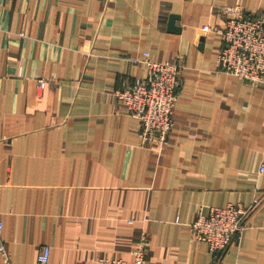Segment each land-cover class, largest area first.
<instances>
[{
    "label": "crops",
    "instance_id": "obj_1",
    "mask_svg": "<svg viewBox=\"0 0 264 264\" xmlns=\"http://www.w3.org/2000/svg\"><path fill=\"white\" fill-rule=\"evenodd\" d=\"M233 5L264 13V0H0V264H36L44 244L50 264L141 246L144 264H264V84L218 68ZM145 51L183 65L161 143L116 96L147 75ZM256 198L217 261L191 222Z\"/></svg>",
    "mask_w": 264,
    "mask_h": 264
},
{
    "label": "built area",
    "instance_id": "obj_2",
    "mask_svg": "<svg viewBox=\"0 0 264 264\" xmlns=\"http://www.w3.org/2000/svg\"><path fill=\"white\" fill-rule=\"evenodd\" d=\"M222 43L218 50L219 70L239 76L249 83L264 84V13L245 10L241 5L225 8ZM148 73L137 76L125 88L116 90L126 112L139 120L145 140L151 143L165 142L174 126L173 110L181 83L182 63L169 59L149 57ZM46 83L39 80V86ZM259 200L250 203L228 202L212 205L208 212H200L191 222L193 237L205 242L215 258L220 260L236 237H241L247 226V218L256 209ZM4 222L0 219V250L9 259L1 233ZM52 247L44 244L37 253L36 264H50ZM145 250L138 248L132 260L122 257L99 256L96 264H144Z\"/></svg>",
    "mask_w": 264,
    "mask_h": 264
},
{
    "label": "water",
    "instance_id": "obj_3",
    "mask_svg": "<svg viewBox=\"0 0 264 264\" xmlns=\"http://www.w3.org/2000/svg\"><path fill=\"white\" fill-rule=\"evenodd\" d=\"M179 17L178 13H172L169 20V28L174 31H180L181 27L176 24V19Z\"/></svg>",
    "mask_w": 264,
    "mask_h": 264
},
{
    "label": "rangeland",
    "instance_id": "obj_4",
    "mask_svg": "<svg viewBox=\"0 0 264 264\" xmlns=\"http://www.w3.org/2000/svg\"><path fill=\"white\" fill-rule=\"evenodd\" d=\"M251 214H252V213H251ZM251 214H250V215H251ZM250 215H249V216H250ZM247 219H249V217H248ZM247 222H248V220H247ZM143 248H144V247H143ZM227 249H228V248H227ZM101 256H102V255H101ZM104 256H109V255H104ZM98 257H99V256H98ZM133 257H134V256H133Z\"/></svg>",
    "mask_w": 264,
    "mask_h": 264
}]
</instances>
